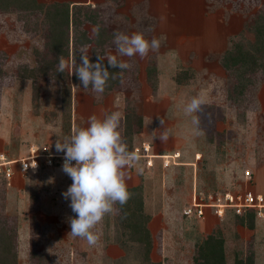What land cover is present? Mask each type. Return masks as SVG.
I'll return each mask as SVG.
<instances>
[{
  "label": "rangeland",
  "instance_id": "rangeland-1",
  "mask_svg": "<svg viewBox=\"0 0 264 264\" xmlns=\"http://www.w3.org/2000/svg\"><path fill=\"white\" fill-rule=\"evenodd\" d=\"M89 1L91 6L98 4L95 22L84 21L77 32L84 29L88 36L94 37L97 24L114 32L118 20V32L123 26L122 32L128 35L142 32L149 40L163 37L159 50L147 55L152 69L147 73L146 68L144 77L141 71L147 58L120 56L113 36L104 43L105 53L100 55H116L120 61L136 63L138 70L135 77L125 72L121 82L107 94L73 83L72 66L79 60L71 58V50L70 55L63 57L69 67L60 78L52 70L27 78L26 71L29 73L30 69L53 60L54 54L46 41L47 24L37 19L39 14L30 13V22L25 24L14 11L0 13V116L11 120L14 130L11 139L7 138V146L0 148H5L8 158L25 156L35 145L40 150L60 152L56 149L57 140H63L74 128H83L86 122L88 126L90 113L99 118L101 109L104 117L108 106H115V111L120 112L128 101L132 105L142 99L158 102L165 96L163 89H159V75L165 73L177 84L168 94L174 93L179 100L180 134L176 142L181 146L183 141L185 156L181 159L193 164L168 168L173 163L170 161L168 166L160 164L145 174L141 214L150 218L146 223L151 235L149 250L143 243L128 238L124 221L118 219L119 204L94 229L100 233L96 245L72 236L70 220L76 214L69 206L70 200L62 195L58 202L47 183L49 187L43 184L42 190L50 202L39 203V191L34 186L36 176L19 172L14 164V175L24 174L33 184L28 187V202L23 208L12 197L5 199L3 207L4 199L0 198V228L11 235L15 263L196 264V259L203 260L198 256L199 244L208 235H215L223 240L226 264H236V260L247 264L249 259L252 264H264V210L260 216L249 210L236 214L245 218L243 224L232 209H226L222 218L211 208H205L200 218L182 214L194 191L223 195L251 190L264 195V0ZM109 20H114L113 25ZM34 23L40 28L34 27ZM98 49L95 52L89 49L88 55L96 58ZM225 51L230 52L229 70L222 65ZM201 92L207 103L199 113L202 134L197 136L183 107ZM154 110L157 113L162 108L155 106ZM157 126L152 121L147 126L151 129L149 139L157 146L155 150L162 145L159 128L153 134ZM140 138L135 142L139 143ZM42 173L37 181L46 179ZM47 176L48 181L54 179L65 185L73 182L64 172H51ZM58 190L67 189L54 188V192ZM57 204L60 209L52 210ZM249 213L254 214L253 219L248 217Z\"/></svg>",
  "mask_w": 264,
  "mask_h": 264
},
{
  "label": "clouds",
  "instance_id": "clouds-1",
  "mask_svg": "<svg viewBox=\"0 0 264 264\" xmlns=\"http://www.w3.org/2000/svg\"><path fill=\"white\" fill-rule=\"evenodd\" d=\"M94 32L99 33V25L94 28ZM113 35L117 53L127 57L139 55L144 58L149 51H158L163 39L153 37L149 40L142 32L132 35L116 32ZM88 52L87 45L81 46L80 63L73 71L84 89L91 86L94 92L102 94L109 79L116 78L103 64L105 59L110 67L119 68L121 74L131 67L128 62L118 60L116 55L104 57L99 53L97 61L93 63ZM67 67L68 63L60 57L57 72L63 73ZM206 103V96L201 92L191 97L183 107L185 115L191 117L192 132L197 136L202 134L199 113ZM161 124H164L163 120ZM120 125L119 111L107 114L103 119L93 115L89 117L87 127L74 128L70 135L56 142L57 151L64 153L62 171L73 181L62 193L66 200H70L69 206L76 214L70 220V233L85 239L89 245H96L100 240V233L94 229L104 216L115 212V205L123 206L132 196L126 182V169L135 166L140 157L129 150ZM159 137L166 142L169 139L168 131L164 129Z\"/></svg>",
  "mask_w": 264,
  "mask_h": 264
},
{
  "label": "trees",
  "instance_id": "trees-1",
  "mask_svg": "<svg viewBox=\"0 0 264 264\" xmlns=\"http://www.w3.org/2000/svg\"><path fill=\"white\" fill-rule=\"evenodd\" d=\"M97 5L91 6L89 3H76L72 4L70 2H50L43 3L39 0H0V13L16 12L18 18H23L25 24H29V16L32 14H39L37 19L40 18L43 22L47 24L48 35H47V44L52 50L54 57L53 60H48L47 64H40L35 69H30V72L27 73L26 77L30 78L34 73L41 72L47 73L49 71H55L54 76L60 78V72H57V66L59 63L60 57H67L70 55L71 58L77 57L79 60L75 62L72 66L71 79L75 85H80L81 82L78 79L77 75L73 72L75 67L79 66L80 63V48L83 45L89 46L91 43L94 45L88 47L91 52H95L96 48L99 47V54H104V43H108V40L113 37L114 33L118 32L119 21L115 20L114 32H108V30L99 25V33L94 37H90L86 34L84 29H81L77 32V29L80 28V25L84 21L95 22V17L97 14ZM36 17L33 19L35 20ZM31 19V18H30ZM110 24L113 25L114 20H109ZM37 23V20H36ZM34 27L40 28V25ZM38 24V23H37ZM109 24L105 25L108 26ZM120 32L123 31V26L120 27ZM71 40V41H70ZM71 46L70 47V44ZM229 51H225L224 55L221 57L222 65L228 69V55ZM91 56V55H90ZM89 56V57H90ZM96 57V56H95ZM97 58L90 57V61L95 63ZM236 59V57H233ZM103 64L108 67L110 74L114 75L115 79H109L105 92H111L114 86H117L125 72L131 73L134 77L137 76L138 66L135 63H132L131 67L122 71L119 68H112L108 65L107 59L103 61ZM147 73L150 72L153 65L151 62L148 64ZM154 68V67H153ZM36 70V72H35ZM229 70V69H228ZM64 74V73H63ZM137 83V82H136ZM91 87V86H89ZM106 93V94H107ZM137 101L133 102L128 101L125 105L124 110V140L126 141L129 150L133 151L135 140H139L137 136L142 132L143 118L142 114L137 109ZM2 176V175H1ZM3 177V176H2ZM4 178V177H3ZM5 179V178H4ZM128 190L132 193L131 198L123 206L120 205V214L118 219L124 221V226L127 230L128 238L134 242H141L146 247V250L150 248V231L147 227V221L150 220L149 217H144L141 214L142 208V193L144 191V186L142 183H139L135 186L128 187ZM137 208V210H135ZM250 212L253 210H249ZM254 213V212H253ZM249 213L248 217L254 218V214ZM236 215V214H235ZM240 223L243 224L245 218L243 216L236 215ZM252 219L249 223L252 227ZM10 234L3 228H0V264H16L15 263V251L11 245ZM198 256L202 257L203 260L196 259V264H226L225 255L223 252V240L215 235H208L198 246ZM236 264H243L242 260H236ZM252 260L249 259L247 264H252Z\"/></svg>",
  "mask_w": 264,
  "mask_h": 264
},
{
  "label": "crops",
  "instance_id": "crops-1",
  "mask_svg": "<svg viewBox=\"0 0 264 264\" xmlns=\"http://www.w3.org/2000/svg\"><path fill=\"white\" fill-rule=\"evenodd\" d=\"M68 1L69 2L71 1L72 3L77 2V1L75 2V0H68ZM89 2H90L89 0H84V3H89ZM218 42H220V41H218ZM176 55H178V54L176 53ZM172 56H175V55H172ZM149 57H150V55L146 56V58H147L146 61H143L144 66H143V71H141V72H142L144 77H146V68H147V64H148L147 61L150 60ZM203 64H204V62H203ZM176 65H178V64H176ZM169 67H171V65ZM173 69H174V65H173ZM170 71H172V69ZM170 71H167V72H170ZM163 74H164V76L159 75V77L161 76V79H160L161 85H160L159 89H161V88L163 89V92H164L163 95H165V96L160 95L161 98L158 102L154 101V100L151 101V100H147V99H142L137 104V109L142 114V118H143L142 132L137 136V138L139 139L140 137H142L143 141L141 140L139 143L135 142L134 147H140V145L143 143L149 144V146H150L149 153L152 154V158H151L152 165L151 166L146 165V163H145L146 157L139 156L140 157L139 162L137 164H135V166H133L132 168L126 169V171L128 173V178L126 181L127 186L131 187V186H135L139 183H142L144 186L145 192H146L145 183H147V178H146L145 174L149 171L154 170L156 167H158V166H160V164H162V161H163L162 155H166V154L171 155L172 159L170 158L168 160L173 161V163H171V165H169L168 168H170V167L175 168V167H179V166H189V165L193 164V161L187 162L186 160L181 159V157L185 156L184 155L185 153L181 148V146H183V141L182 142L180 141L181 146H178V144L176 142L178 137H179L178 136L179 124H178L177 120L179 119V116H180L179 114H181L177 110V107L179 106V102H178L179 100H177V97L174 93L168 94V92H170V91L172 92V90L174 89L173 86H175V88H176L177 84L175 83V80L173 78L171 79V77L168 76V74L167 75H165V73H163ZM171 80L176 85H174V83L170 84ZM162 82H163V84H162ZM167 83L169 85H167ZM164 84L167 87H163ZM144 85L148 86L145 83H144ZM167 94L169 95V97L167 96ZM174 99H176L177 101ZM155 106L162 108V110H160V111L157 110V113H155L156 112L154 110ZM261 106H262L261 109L263 110L262 100H261ZM112 112H115V106H113V107L108 106L107 111L105 112L106 113L105 115L110 114ZM120 113H121L120 131H121L122 137L124 139V110L121 109ZM167 113L169 114L170 117L167 115ZM91 115L92 114L90 113V117H91ZM94 116L97 117L96 114ZM99 116H100L99 117L100 119L104 118L103 113H102V109H101V112H99ZM169 118H171V119H169ZM161 120L164 121L163 125L161 124ZM151 121H152V123L154 122L155 124H158L157 127H154L153 134H157V131H158L157 128H159V133L163 132L164 129H166L169 133V139L166 142H163L160 139L162 141L163 146L160 144V149L156 148V150H155L156 145L153 144L151 139H149L151 136L149 135L148 130H151V129H150V127L147 128V126H149V124H151ZM86 123L84 124L85 125L84 127L87 126ZM144 126L146 127V129ZM181 126H182V124H181ZM12 130H13L12 129V121L7 119L5 116H0V145H2L3 147L7 146L6 144L8 142V139H11L13 132H14V130L13 131ZM178 151L180 152V156H178V157L174 156V154L178 153ZM0 154H4L5 156H8L6 154L5 148H3V149L0 148ZM51 172L56 174V173H60V172L62 173L63 171H62V168H59V167H42L36 173H34V175L32 176V177L36 176L34 186L36 187L37 191H39V196H38L39 203H41V201L46 202V203L50 202L48 195L45 193L44 190H42L43 184H44V186L49 187V185H47V183H50L51 190H52L51 195L55 196L56 199L58 200V202L62 196L63 191L58 190L57 192H54V188L61 187V188L67 189L71 185L70 183L65 185L63 182L58 181V180H54V179H51L50 181H48L49 176H47V174L51 173ZM40 173H42L41 175L45 176L46 179L41 178L42 181H37L38 174L40 175ZM31 181H32L31 178L25 177L24 174L14 175L10 180H6L0 175V198L4 199L3 200L4 201L3 207H4V204L6 205L5 199L7 200V198H11V197L15 198L14 201L19 203V208L25 207V205L28 202L27 197H29V194L27 193L28 187L29 188L33 187V184L30 183ZM17 199H18V201H17ZM0 201H1V199H0ZM59 209H60V207L58 206V204L56 206H52V210H59ZM19 218H20V216H19Z\"/></svg>",
  "mask_w": 264,
  "mask_h": 264
},
{
  "label": "built area",
  "instance_id": "built-area-1",
  "mask_svg": "<svg viewBox=\"0 0 264 264\" xmlns=\"http://www.w3.org/2000/svg\"><path fill=\"white\" fill-rule=\"evenodd\" d=\"M47 148L40 150L37 145L29 149V153L25 156L8 158L4 154H0V175L6 180H10L15 174L14 164L18 166L19 172L36 173L42 167H59L62 168L64 162L63 152L46 151ZM149 144L143 143L140 147H135L134 152L139 156L146 157V165H152V154L149 153ZM176 154V153H175ZM174 154V155H175ZM171 158V157H170ZM170 158H163V166H168ZM74 163V162H73ZM205 208H211L214 214L222 218L226 209H232L235 214H242L247 210H253L256 215H261L264 208V195L251 190L237 192L232 194L226 192L223 195L213 193H201L194 191L188 206L182 209L185 217L200 218L204 215Z\"/></svg>",
  "mask_w": 264,
  "mask_h": 264
},
{
  "label": "bare ground",
  "instance_id": "bare-ground-1",
  "mask_svg": "<svg viewBox=\"0 0 264 264\" xmlns=\"http://www.w3.org/2000/svg\"><path fill=\"white\" fill-rule=\"evenodd\" d=\"M174 156H180V153H176ZM171 157V155H169V154H166V155H162V158H165V159H167V158H170Z\"/></svg>",
  "mask_w": 264,
  "mask_h": 264
}]
</instances>
